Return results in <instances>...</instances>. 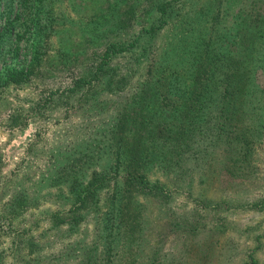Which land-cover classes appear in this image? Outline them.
I'll use <instances>...</instances> for the list:
<instances>
[{
	"label": "trees",
	"instance_id": "trees-1",
	"mask_svg": "<svg viewBox=\"0 0 264 264\" xmlns=\"http://www.w3.org/2000/svg\"><path fill=\"white\" fill-rule=\"evenodd\" d=\"M151 2L156 18L135 34L126 31L134 9L110 20L109 31H89L93 35L85 43H97L103 51L90 72L53 99L69 100L80 92L76 103L84 104L83 113L100 117L97 126L88 127L95 132L90 140L58 147L49 179L52 186L69 187L71 226L94 216L96 247L86 254L92 264H115L113 248L142 241L150 198L160 205L175 190L190 192L199 185L201 203L207 204L211 179L217 183L224 175L227 182L242 183V173L264 143V19L256 26L251 10L239 9L238 28L234 23L221 28L215 20L229 22L221 10L228 0H203L195 10H184L190 0ZM13 27L10 19L0 27V58L5 44H13ZM119 56L123 66L114 63ZM34 60L26 69H8L4 81L24 84L38 63ZM129 81L131 95L102 117L103 104ZM78 110L82 114L83 108ZM215 155L224 159L211 161ZM13 202L23 204L18 196ZM100 241L106 258L96 253Z\"/></svg>",
	"mask_w": 264,
	"mask_h": 264
},
{
	"label": "rangeland",
	"instance_id": "rangeland-1",
	"mask_svg": "<svg viewBox=\"0 0 264 264\" xmlns=\"http://www.w3.org/2000/svg\"><path fill=\"white\" fill-rule=\"evenodd\" d=\"M202 1L190 0L184 10L199 9ZM253 1L228 0L221 10L223 16L228 14L229 22L220 20L222 17L215 22L221 28L233 23L238 28L241 19L237 13L246 9L252 12L250 21L260 25L264 0ZM116 3L0 0V27L8 19L14 25L13 44H5L0 58V264H92L86 254L96 247L94 216L86 215L71 226L69 187L52 186L49 179L53 158L61 150L58 147L90 140L95 132L88 127L97 126L100 117L83 113L84 104L76 103L80 92L69 100L65 96L62 101L53 99L90 72L95 57L103 51L97 43L87 45L86 36L109 31L110 20L131 9L134 13L127 35L147 28L156 18L151 0ZM200 29L197 25L195 30ZM13 48L19 49L17 56ZM66 52L71 53L69 58L64 56ZM33 58V64L38 63L24 84L15 86L4 81L8 69H26ZM114 63L123 66L124 57L119 56ZM127 85L117 95L109 96L108 104H103L105 108L99 112L102 117L131 95V82ZM77 106L83 108L82 114ZM223 159L215 155L211 161ZM252 160L242 173V183L227 182L224 175L217 177V183L211 179L206 194L211 202L207 204L201 203L199 185L190 192L174 189L176 194L169 200L163 197L160 205L155 202L157 198H150L144 238L132 248L124 242L119 244L110 259L115 264H264V143ZM15 196L22 199V205L12 203ZM139 201L146 202L143 197ZM222 201L230 204L215 206ZM192 226L196 227L190 230ZM97 244L96 253L106 258L102 241ZM136 252L137 258L130 255Z\"/></svg>",
	"mask_w": 264,
	"mask_h": 264
}]
</instances>
